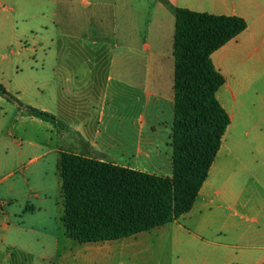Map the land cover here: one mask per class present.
I'll return each mask as SVG.
<instances>
[{
  "label": "crops",
  "instance_id": "obj_1",
  "mask_svg": "<svg viewBox=\"0 0 264 264\" xmlns=\"http://www.w3.org/2000/svg\"><path fill=\"white\" fill-rule=\"evenodd\" d=\"M169 1L177 7L247 21L246 29L216 50L212 60L226 78L217 92L231 117L226 132L240 112L246 117L241 173L253 175L257 185L218 183L215 161L193 208L178 219L120 239L72 242L78 247L71 248L70 256L81 259V264H264V0ZM61 3V8L56 3L50 10L51 25L40 26L46 27L49 37L64 36L60 50L52 49L54 40L48 43L47 36L43 40L32 34L24 50L34 56L22 53L16 84L7 80L3 63L0 80L24 103L56 113L63 128L39 117L30 119L46 128L51 139L61 140L59 152L171 176L175 13L160 0ZM42 15L35 13L44 21ZM50 101L56 109L46 105ZM19 119L27 117L19 115ZM37 139L35 135L26 144L15 138L5 140L0 149L21 144V154L34 151L41 148ZM223 148L228 150L224 141L219 156ZM0 165L10 166V160L0 157ZM236 172L235 167L229 171ZM247 190L248 200L243 196ZM7 219L1 209L0 231L11 230ZM2 234L0 245L13 246L11 258L17 246ZM55 248L42 256L28 251L26 262L51 263L60 251L58 245Z\"/></svg>",
  "mask_w": 264,
  "mask_h": 264
},
{
  "label": "trees",
  "instance_id": "obj_2",
  "mask_svg": "<svg viewBox=\"0 0 264 264\" xmlns=\"http://www.w3.org/2000/svg\"><path fill=\"white\" fill-rule=\"evenodd\" d=\"M160 1L176 16L172 175L151 174L61 150L62 219L67 235L80 243L148 231L190 211L231 123L217 96L226 78L212 54L244 31L247 21ZM0 96L30 116L64 127L54 113L24 103L1 80Z\"/></svg>",
  "mask_w": 264,
  "mask_h": 264
},
{
  "label": "rangeland",
  "instance_id": "obj_3",
  "mask_svg": "<svg viewBox=\"0 0 264 264\" xmlns=\"http://www.w3.org/2000/svg\"><path fill=\"white\" fill-rule=\"evenodd\" d=\"M62 1L0 0V63H3L2 70L12 85L18 81L17 73L22 68L19 60L22 53L34 56L32 51L24 50V46L29 45L27 39L32 34H38L41 38L47 36L48 43L51 40L55 42L52 49L57 46L60 50L64 36L49 37V31H45L46 27L41 30L40 26L51 25L50 10L56 8V3L61 8ZM35 13H43L45 20L36 18ZM30 44L32 46V43ZM45 48L49 53L48 44H45ZM50 104L46 103L56 109L55 102L50 101ZM237 109L240 112L241 106L239 105ZM19 115L27 119H19ZM30 118V115L16 104L4 97L0 98V143L15 138L18 143L23 141V144H26L36 135L39 136L37 142L41 146L34 151L23 150L22 154L21 144H16L15 149H0V157L10 160L11 164L7 167L0 165V204L3 206L0 208V215L1 209L4 210L8 215L7 223L11 227L9 232H0L7 236L8 242L17 246L16 251L11 252L13 256L8 258L13 246L10 248L5 244L0 245V264H29L30 262H26L29 258L28 251L34 250L41 256L50 255L54 253L56 245L60 251L55 254L51 263L46 262V264H81V259L70 256L71 248L76 251L78 247V245L71 246V243L76 245L79 242L68 237L62 219L64 197L60 178L61 154L58 150L62 145L61 140L51 139L49 131ZM244 121L246 117L240 112L235 123L226 132L224 144L228 145V150L223 148V152L216 160L218 183L224 182L233 186L247 185V187L257 185L253 175L241 173L240 149L243 130H245L242 126ZM234 167L237 172L229 173ZM227 175L230 176L228 179ZM243 196L246 200L249 199L248 190ZM31 207L34 210L30 209ZM17 230H21L23 235H19ZM31 259L32 257L29 260Z\"/></svg>",
  "mask_w": 264,
  "mask_h": 264
}]
</instances>
